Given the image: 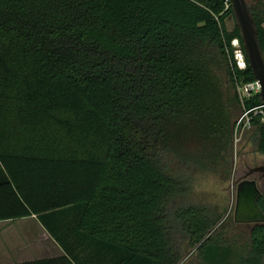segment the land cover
I'll list each match as a JSON object with an SVG mask.
<instances>
[{
  "label": "trees",
  "instance_id": "1",
  "mask_svg": "<svg viewBox=\"0 0 264 264\" xmlns=\"http://www.w3.org/2000/svg\"><path fill=\"white\" fill-rule=\"evenodd\" d=\"M249 5L264 55V0ZM230 17L228 0H0V221L35 216L65 252L23 264H86L80 241L104 264H180L178 233L199 264H262L264 223L240 255L221 215L174 205L186 142L230 145L219 76L256 81ZM235 100L264 155L261 95Z\"/></svg>",
  "mask_w": 264,
  "mask_h": 264
},
{
  "label": "rangeland",
  "instance_id": "2",
  "mask_svg": "<svg viewBox=\"0 0 264 264\" xmlns=\"http://www.w3.org/2000/svg\"><path fill=\"white\" fill-rule=\"evenodd\" d=\"M248 1L253 3L256 0ZM226 26L228 31L234 30L235 21L232 17L228 19ZM218 80L222 89L221 107L233 116L231 119L232 135L228 141L230 145L227 146L224 143V148H207L201 141L189 139L186 142L182 152L192 163L185 164V166L181 165L183 166L184 177L191 182L190 189L185 196L177 198L174 205L205 207L210 210V213L221 215L220 223L216 227L214 235L220 232L225 235V232L230 231L235 226L237 185L245 178L249 169L264 166V155L257 151L251 125L250 127L241 126V129L237 128L240 119L249 111L237 104L235 100L237 93L243 104L240 87L235 93V89H233L225 73H222ZM257 94H260V91H253L249 96ZM247 117L249 118L250 114ZM258 184L264 193V179L258 180ZM254 224L252 223L249 227L245 226L242 229L249 233ZM176 238L178 241H184L181 244L183 255L194 257L195 253L191 248H187L188 243H185L186 240L182 238V234L178 233Z\"/></svg>",
  "mask_w": 264,
  "mask_h": 264
},
{
  "label": "crops",
  "instance_id": "3",
  "mask_svg": "<svg viewBox=\"0 0 264 264\" xmlns=\"http://www.w3.org/2000/svg\"><path fill=\"white\" fill-rule=\"evenodd\" d=\"M54 217L52 226L54 229ZM222 222V221H221ZM235 226L225 232L223 240L237 242L235 253L244 254L241 247L246 245L249 233L244 231L245 226H250L252 221L238 219L234 215ZM251 223V224H250ZM254 224V223H253ZM73 227H75L73 225ZM239 240L241 243H239ZM243 245V246H244ZM74 248L78 258L86 264H104L105 251L100 245L90 242H77ZM80 250V251H78ZM86 250V252H84ZM65 255L63 249L56 243L54 237L40 223L37 217L18 219L14 221H0V264H23L38 260L60 258ZM196 257H186L180 264H199Z\"/></svg>",
  "mask_w": 264,
  "mask_h": 264
},
{
  "label": "water",
  "instance_id": "4",
  "mask_svg": "<svg viewBox=\"0 0 264 264\" xmlns=\"http://www.w3.org/2000/svg\"><path fill=\"white\" fill-rule=\"evenodd\" d=\"M232 7L233 18L239 30L240 38L243 43L245 55L252 69L256 81L259 83L261 99L264 107V55L259 41V31L254 20L252 10L248 0H228ZM253 174H260L264 179V166L249 169L246 178L237 185L236 213L245 208L246 211L256 213V201L261 195L257 182L248 179ZM252 223H264V216ZM262 264H264V255Z\"/></svg>",
  "mask_w": 264,
  "mask_h": 264
},
{
  "label": "built area",
  "instance_id": "5",
  "mask_svg": "<svg viewBox=\"0 0 264 264\" xmlns=\"http://www.w3.org/2000/svg\"><path fill=\"white\" fill-rule=\"evenodd\" d=\"M232 47L234 49V59L236 62V65L239 69H245L246 68V60H245V54L243 53V50L241 48L240 42L238 39H235L232 41ZM240 94L243 95L242 99H249L251 96L250 93L253 91H261L260 85L257 81L249 84H245L240 87ZM259 109V108H258ZM252 111L256 112V109L249 110L246 115H244L240 121L238 122L237 128L241 129L242 127H250V118L247 117L248 114H250Z\"/></svg>",
  "mask_w": 264,
  "mask_h": 264
},
{
  "label": "flooded vegetation",
  "instance_id": "6",
  "mask_svg": "<svg viewBox=\"0 0 264 264\" xmlns=\"http://www.w3.org/2000/svg\"><path fill=\"white\" fill-rule=\"evenodd\" d=\"M257 175L259 176L258 178L256 177ZM245 178H246V176H245ZM248 179L256 181L257 185H258V188L260 186L258 184V180H260V181L263 180V178H261L260 174H253L250 177H248ZM259 190H260V188H259ZM255 210L257 211V214L256 213H251L250 211H246L245 208L243 207L237 213H236V209H235L234 215L237 216L238 219H242L244 221H247V220L252 221V220H256V219L260 218V216H262V214L260 213L258 208H256Z\"/></svg>",
  "mask_w": 264,
  "mask_h": 264
}]
</instances>
